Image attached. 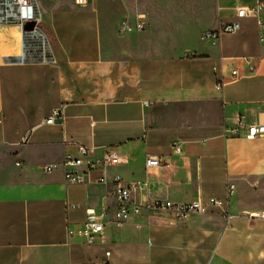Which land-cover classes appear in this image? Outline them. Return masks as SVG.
<instances>
[{
    "label": "crops",
    "instance_id": "0c3cea01",
    "mask_svg": "<svg viewBox=\"0 0 264 264\" xmlns=\"http://www.w3.org/2000/svg\"><path fill=\"white\" fill-rule=\"evenodd\" d=\"M39 1L55 65L5 64L21 35L0 28V264H264V136L225 134L240 116L264 124V8L237 18L264 0H198L194 11L176 0ZM139 14L145 30L122 33ZM236 21L239 31L204 38ZM80 146L86 160L127 162L80 167L85 182L67 184L64 164ZM150 157L167 164L147 169ZM115 177L146 184L131 194L143 206L225 205L184 221L144 208L118 228ZM90 209L104 216V243L69 236Z\"/></svg>",
    "mask_w": 264,
    "mask_h": 264
},
{
    "label": "built area",
    "instance_id": "2783aa9c",
    "mask_svg": "<svg viewBox=\"0 0 264 264\" xmlns=\"http://www.w3.org/2000/svg\"><path fill=\"white\" fill-rule=\"evenodd\" d=\"M88 0H74L77 8L85 7ZM264 8V3L259 2L254 7H240L237 9V18L245 19L258 17L260 11ZM144 15L139 14L136 17L135 24L123 21L120 26L122 33H130L134 31L145 30L143 22ZM33 24L31 29H26V25ZM15 26L21 35V52L15 56L3 58L5 64L10 65H28L42 64L55 65L57 58L52 40L44 27L43 8L39 0H0V28ZM241 29L239 21L233 23H221L216 30L206 31L204 38L218 40L224 34H232ZM242 75L238 71L232 73V80L241 78ZM61 116V109L53 110L51 116L45 121L47 124H53L57 118ZM248 140H254L257 137L264 136V124L248 125L245 118L240 116L236 119L233 127L226 129L225 134L231 137L242 135ZM174 153H183L179 143L173 145ZM81 158L69 159L64 164L65 181L67 184H80L85 182L84 173L79 168L85 167L87 171L97 170L106 166H117L127 162L125 158L108 153L104 157L96 160H86L91 153L90 149L84 146L79 147ZM165 161L150 157L146 160L147 169H156L162 167ZM167 164V163H166ZM165 164V165H166ZM57 167L54 165L46 166L47 173L52 172ZM100 183L106 184V180L101 178ZM112 192L110 193L117 204L118 208L115 215V225L123 228L133 215H139L142 209L157 213H168L177 215L181 221H184L191 214H207L212 207L224 208L225 202L215 198L208 201L197 200L189 204L177 205L171 202L149 201L143 206L131 200L132 192L143 191L146 189L145 183L126 184L121 177H115L111 181ZM235 185L230 183L228 186V195H232L235 191ZM103 214L99 215L93 209L87 213V220L82 228L77 231L69 232L70 237H82L87 244L104 243L107 241L106 225L103 220ZM232 216L226 213L229 220ZM107 255H110L109 253Z\"/></svg>",
    "mask_w": 264,
    "mask_h": 264
},
{
    "label": "rangeland",
    "instance_id": "374dc122",
    "mask_svg": "<svg viewBox=\"0 0 264 264\" xmlns=\"http://www.w3.org/2000/svg\"><path fill=\"white\" fill-rule=\"evenodd\" d=\"M179 4H184L187 2H190V4L193 6L192 7V11L196 10V7H197V1L198 0H176Z\"/></svg>",
    "mask_w": 264,
    "mask_h": 264
},
{
    "label": "water",
    "instance_id": "95a60500",
    "mask_svg": "<svg viewBox=\"0 0 264 264\" xmlns=\"http://www.w3.org/2000/svg\"><path fill=\"white\" fill-rule=\"evenodd\" d=\"M33 27V24L26 25V29H31Z\"/></svg>",
    "mask_w": 264,
    "mask_h": 264
}]
</instances>
